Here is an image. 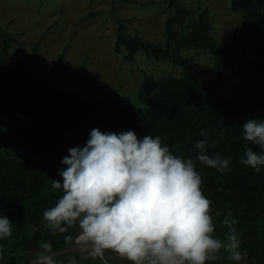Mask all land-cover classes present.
Instances as JSON below:
<instances>
[{
  "label": "trees",
  "instance_id": "1",
  "mask_svg": "<svg viewBox=\"0 0 264 264\" xmlns=\"http://www.w3.org/2000/svg\"><path fill=\"white\" fill-rule=\"evenodd\" d=\"M175 6L176 16L169 18L165 27L167 39L174 40L173 48L163 49L136 35H128L125 21L117 19L114 49L125 50L126 59L134 61L136 54L143 52L153 60L167 59L181 67L180 76H166L159 82L144 76L138 93V100L146 104L143 117L127 95L78 100L63 91L37 93L28 89L5 58L7 37L0 32V122L2 117L20 114L26 131L37 143L33 154L19 160L0 150V215L12 221V232L26 250L40 236L51 243L52 252L59 249V244L73 243L76 227L55 236L43 227V213L62 195L61 190L52 192L51 187L47 189L44 185L50 173L61 179L58 171L64 167L62 158L69 154V148L83 147L93 128L116 133L134 130L141 139L145 135L159 136L173 154L193 159L197 154L194 144L205 139L200 134L203 129L208 139L205 154L230 159L231 170L224 173L197 161V171L202 175L201 190L211 201L214 235L225 238L227 229L220 227V221L231 211L238 221L235 227L240 231L245 264H264V165L257 173L239 163L246 144L242 125L251 118L264 122V0H230L231 11L242 14L241 40L249 41L253 47V54L242 57L236 64L238 44L230 48L215 44L209 33L206 10L201 11L187 33L175 39L172 25L176 17L184 14ZM182 47L210 50L218 55L216 79L196 81L192 59L182 55ZM226 86L232 88L231 95L219 90ZM2 131L0 126V138ZM249 146L260 151L255 145ZM42 158L48 170L42 168ZM15 210L23 213L21 220L14 218ZM217 212L221 215L217 216ZM24 225L35 226L38 231L28 232ZM68 236L72 237L70 244L65 243ZM110 261L118 263L116 258Z\"/></svg>",
  "mask_w": 264,
  "mask_h": 264
},
{
  "label": "rangeland",
  "instance_id": "2",
  "mask_svg": "<svg viewBox=\"0 0 264 264\" xmlns=\"http://www.w3.org/2000/svg\"><path fill=\"white\" fill-rule=\"evenodd\" d=\"M175 5L184 12L172 25L175 39L187 33L201 11L206 10L209 33L215 44L222 48L238 44L235 64L253 54L252 44L241 40L242 14L231 11L230 0H0V32L7 37L5 58L22 84L37 93L63 91L78 100L127 95L143 117L146 104L138 100V93L144 76L159 82L166 76H180L181 67L167 59L153 60L143 52H138L134 61L126 59L125 50L114 49L117 19L125 21L128 35H136L163 49L173 48L174 40L167 39L165 27L167 20L176 16ZM181 49L183 56L192 59L196 81L216 79L218 55L210 50ZM219 90L226 95L233 93L230 86ZM0 124L1 151L18 160L33 154L37 143L26 131L20 114L2 117ZM40 163L48 170L45 159H40ZM46 179L47 189L51 180H61L51 173ZM12 214L16 220L23 218L21 210ZM24 227L30 232L31 226ZM76 233L77 236L78 230ZM76 236L71 245L59 244L57 251L49 253L55 264H68L70 258L77 264H132L111 250H105L103 258H93L92 249L78 244ZM34 241L37 246L29 251L13 232L11 237L0 239V264H37L44 241L42 236ZM221 257V264H235L222 253ZM114 258L118 263L110 261ZM239 264H245V260Z\"/></svg>",
  "mask_w": 264,
  "mask_h": 264
},
{
  "label": "clouds",
  "instance_id": "3",
  "mask_svg": "<svg viewBox=\"0 0 264 264\" xmlns=\"http://www.w3.org/2000/svg\"><path fill=\"white\" fill-rule=\"evenodd\" d=\"M197 141L195 159L173 154L159 136L138 138L134 130L101 132L93 128L83 147L68 149L51 191H62L57 203L43 213L42 224L53 236L76 227V241L92 249L93 258L111 250L132 264H206L227 259L239 264L246 259L240 251L233 213L220 221L227 229L217 238L210 214L211 201L201 190L202 175L197 161L224 173L230 159L206 155L207 134ZM246 142L239 163L257 173L264 165V122L248 119L242 125ZM257 146V152L253 147ZM214 146V145H213ZM221 213L217 212V216ZM38 229L33 226L30 232ZM12 221L0 215V239L11 237ZM72 237L65 239L66 244ZM37 264H55L50 242ZM68 264H77L70 258Z\"/></svg>",
  "mask_w": 264,
  "mask_h": 264
},
{
  "label": "water",
  "instance_id": "4",
  "mask_svg": "<svg viewBox=\"0 0 264 264\" xmlns=\"http://www.w3.org/2000/svg\"><path fill=\"white\" fill-rule=\"evenodd\" d=\"M36 246H37V243H36V241H34L33 244H31V245L28 247L29 251L32 250V249H34Z\"/></svg>",
  "mask_w": 264,
  "mask_h": 264
}]
</instances>
